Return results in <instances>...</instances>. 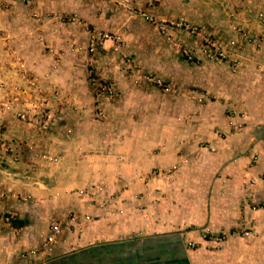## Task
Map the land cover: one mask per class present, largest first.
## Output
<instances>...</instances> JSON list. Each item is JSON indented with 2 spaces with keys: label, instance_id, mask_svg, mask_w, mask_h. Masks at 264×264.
Segmentation results:
<instances>
[{
  "label": "crops",
  "instance_id": "crops-1",
  "mask_svg": "<svg viewBox=\"0 0 264 264\" xmlns=\"http://www.w3.org/2000/svg\"><path fill=\"white\" fill-rule=\"evenodd\" d=\"M138 3L161 19L201 26L231 55L182 63L171 72L173 97L136 111L148 117L126 119L124 98L107 137L95 136L105 123L80 120L83 109L65 107L62 123L47 132L8 114L6 106L37 90L72 103L82 64L27 23L28 12L0 10V264H264V26L257 18L264 0ZM82 6L98 29L112 26L108 11ZM154 167L174 171L171 181H139ZM250 178L255 184L245 185ZM253 204L262 205L255 212ZM58 223L57 244L44 249ZM239 227L254 236H240Z\"/></svg>",
  "mask_w": 264,
  "mask_h": 264
},
{
  "label": "rangeland",
  "instance_id": "rangeland-1",
  "mask_svg": "<svg viewBox=\"0 0 264 264\" xmlns=\"http://www.w3.org/2000/svg\"><path fill=\"white\" fill-rule=\"evenodd\" d=\"M138 2L139 0H0V10L16 8L28 12L27 23H33L36 26V30L42 31L43 34L45 31L49 35L52 34V39L56 42L57 47H63L62 49L65 50L67 55L76 54L79 57V61L82 64V72L80 74L81 81L77 83L79 84L77 87L78 95L76 100L73 99L72 103L64 102V105L70 111L83 109L84 111L78 114L80 120L90 122L95 120L96 124L105 123L107 125L104 129H95V136L101 134L105 137L108 136L111 130L109 124L115 121L114 115L122 113L120 111L125 109L124 98L127 99L126 105L130 109L125 118L140 120L145 115L148 117L147 114L143 113L146 110L140 113L136 112L142 106L156 103L160 95L165 96L166 98L164 99H171L172 95L175 94L173 92H165L157 84L145 81L144 76L151 75L162 79L166 83H171L174 85L176 92L178 84L173 79L171 72L181 71L182 63L187 65L198 60L197 55L190 54V56H186L183 50L190 49L195 52L200 46L199 38L176 29L173 32V39L174 43L178 44V47H175L158 29L161 20L168 22H180L181 20L189 22V20L174 15L161 19L148 12L145 5ZM84 3L93 4L94 6L97 4V7H100L102 12L108 11L111 21H114L112 26L98 29L86 20L81 14V10L84 7L82 4ZM92 11L94 12L95 10ZM104 18L102 14L100 19L103 20ZM129 23H133L134 28L129 29ZM203 31L206 35L217 38L204 29ZM95 32L119 37L122 41L120 51H115L111 43L108 42L105 44L104 49L96 53V57L95 53L91 55L87 48L89 38ZM64 35L65 38H62ZM45 40V36H40V44ZM95 59H97L96 63ZM164 61L166 62L163 64L162 62ZM95 80L110 85L115 82L117 85L114 88L113 97L108 98L106 95L98 97ZM179 88L181 87L179 86ZM58 93L61 95L60 92ZM114 102L117 103V112H115V108L111 109L110 106V104H115ZM199 102L201 104V100ZM119 106H121L120 109H118ZM6 108L8 109V114L18 121L17 113L21 108V100H16ZM64 115H66V112H64ZM143 130H147L148 138L155 136L154 128H145ZM82 132L87 134L88 129L83 128ZM205 146L207 145L204 142L201 141L199 143V148H206ZM158 150V148H154L152 153H149L150 156H155ZM255 158L252 160L253 163ZM173 172L156 167L150 168L148 172L140 175L139 181L146 185L151 181H155V179H160V181L168 180L170 182ZM254 184V178H250L245 185ZM147 192L150 194L152 204L155 203L157 201L156 194L151 190ZM261 205L253 204L252 210H258ZM261 215L264 217V214ZM255 221L252 218L250 227L254 226ZM254 231V229L251 230L248 227L238 228V232L242 237H248L251 234L254 236ZM246 233H249V235H245Z\"/></svg>",
  "mask_w": 264,
  "mask_h": 264
},
{
  "label": "built area",
  "instance_id": "built-area-1",
  "mask_svg": "<svg viewBox=\"0 0 264 264\" xmlns=\"http://www.w3.org/2000/svg\"><path fill=\"white\" fill-rule=\"evenodd\" d=\"M257 18L264 26V14L261 12L258 13ZM160 22L161 24L158 26L159 32L175 47H178V44L174 43L173 39V32L176 29L185 31L187 34L200 39V46L195 52L190 49L183 50L186 56L195 54L198 56V60L205 59L215 62H224L229 59L231 55V51L229 49L230 45L217 38L206 35L201 27L185 20H181L180 22H168L166 20H161ZM235 31L243 37H246V33L243 29L236 27ZM108 42L111 43V46L115 51H120L122 46L120 38L101 32L91 34L87 50L91 55H94V53L104 49L105 44ZM144 80L157 84L158 87L165 92L175 93L174 85L166 83L160 78L147 75L144 76ZM95 88L98 96L106 95L108 98H112L114 95V89L110 84L101 83L100 81L95 80ZM64 104L63 98H61V95L57 91L54 90L44 92L42 90H37V92L30 93L24 100H21V108L17 113V119L20 122L27 123L30 127L36 129L37 131L47 132L51 128L62 123L64 120ZM3 219L4 221L10 222L11 215L4 216ZM71 220L74 221L75 218L72 217ZM59 233V224H52L50 226L49 235L44 241L42 247L46 249L51 245H56ZM245 235L248 236L249 233H246ZM189 246L194 247V244H189Z\"/></svg>",
  "mask_w": 264,
  "mask_h": 264
}]
</instances>
